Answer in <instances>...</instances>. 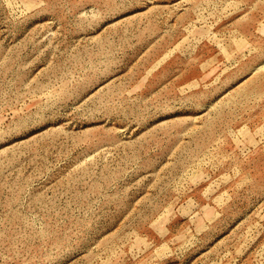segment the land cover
<instances>
[{"label":"rangeland","instance_id":"1","mask_svg":"<svg viewBox=\"0 0 264 264\" xmlns=\"http://www.w3.org/2000/svg\"><path fill=\"white\" fill-rule=\"evenodd\" d=\"M0 264H264V0H0Z\"/></svg>","mask_w":264,"mask_h":264}]
</instances>
